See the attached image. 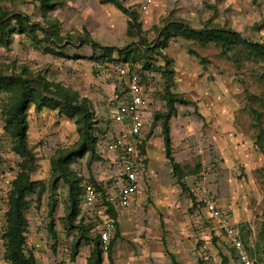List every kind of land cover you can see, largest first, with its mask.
I'll return each instance as SVG.
<instances>
[{
    "label": "rangeland",
    "instance_id": "obj_1",
    "mask_svg": "<svg viewBox=\"0 0 264 264\" xmlns=\"http://www.w3.org/2000/svg\"><path fill=\"white\" fill-rule=\"evenodd\" d=\"M104 1L0 0V19L22 15L34 25L9 21L8 40L0 39V76L13 82L0 88V264H9L4 235L14 182L25 172L8 122L22 91L18 80L29 82L46 106L38 110L31 104L27 110L28 147L36 161L26 173L45 190L40 198L39 190L28 197L26 250L39 264H91L100 223L82 204L69 222V185L54 166L83 140L80 118L68 116L64 99L87 105L92 126L93 146L67 166L69 178L78 192L88 183L111 190L119 160L106 150L105 135L115 131L116 66L124 57L93 44L125 49L142 42L156 52L137 51L128 66L143 77L152 102L144 138L146 173L133 215L117 212L113 250L103 254L102 264H112L111 258L117 264L114 247L122 242L121 264H173L170 254L178 264H235L220 222L207 210L209 202L229 214L254 263L264 264V60L166 31L170 22H184L194 30H233L264 45V0H156L153 7L143 0H118L139 15L136 37L123 30L128 16L118 8L120 15L114 16ZM148 63L160 70L146 69ZM168 88L193 102L177 105L171 121L177 172L166 157L163 121L157 119L168 110ZM55 104L56 109L48 107Z\"/></svg>",
    "mask_w": 264,
    "mask_h": 264
},
{
    "label": "trees",
    "instance_id": "obj_2",
    "mask_svg": "<svg viewBox=\"0 0 264 264\" xmlns=\"http://www.w3.org/2000/svg\"><path fill=\"white\" fill-rule=\"evenodd\" d=\"M104 3L114 5L120 11H122L126 16H128L127 35L128 37H136L137 36V34H135L136 30L141 28V22L139 21L138 13L135 12L134 10H130L124 7L123 4L118 0H105ZM16 20H18L19 24H23L24 26H27L29 28H32L34 26L30 24V21L27 20L22 15L14 16L10 20H7V17L1 18L0 39L5 41L8 40V33L5 32L9 27V23L11 21H16ZM173 30L175 36H178L180 34V36L198 40L203 44L214 43L215 45H217L218 47L222 48L225 51H232L235 49H239V51L240 50L244 51V54L247 55L249 58L255 57L264 60V45L253 43L249 41V39L243 38L240 33L235 32L233 30H227L224 28H204L202 30H194L184 22H170V24L166 28V31L168 32V36L172 35ZM93 45L96 48L102 49L105 53L112 54L113 52L117 51L120 55H122V57H124L123 61L122 60L121 61L127 65L130 63L129 58L132 55H134L133 62H136L135 54L137 53V51L140 52L145 51L147 53L156 52V49H153L152 46H148L143 42L137 44L133 43L128 48L125 49L99 46L97 43H94ZM145 68L152 71L160 70V68L159 69L155 68V65L153 63L146 64ZM171 73L172 71L166 69L164 71V74L167 77H170ZM8 81H12V79L4 76H0V88L4 85L13 84V82H8ZM142 81H143V77H142ZM18 82L22 84V91H21V95L18 98V101L16 102L15 106L13 107V109L9 114L8 122L10 123V126L12 128L14 138L17 141L16 151L24 159L23 167L25 172L21 173L14 182V190L11 198V208L8 212V225L4 235L5 243L7 246L4 258L9 264H39L35 254L32 251L26 250V241H27L26 234H27V228L29 227V221L26 217V209L29 205L28 197L30 195L36 194L37 190H39L38 196L40 198L45 188L41 182H33L31 180L30 174L26 173V171H30V172L32 171L33 165L36 161L35 154H33V152L29 150L28 147L27 139H28L29 124L27 121V110L29 109V106L31 104L36 105L38 110H42L43 107L46 106H43L41 103H39L38 98L35 96V94H33L32 90L29 89L28 86L29 82H25L24 80L23 81L18 80ZM168 91H169L168 102H167L168 110L165 114L158 115L157 119L163 121L162 135L164 141L163 147L165 148L166 157L169 160L170 165L173 168V171L177 172L181 170V165L176 162L175 157L173 155L171 121L173 118L177 117L178 114L177 105L190 106L193 104V102L178 94L171 92L169 88ZM64 100H65L64 110H66L68 116L70 118H75V117L80 118V121L82 123L80 132L83 134V140L81 144L78 146V148H76V150L70 152L69 154L66 155L64 154L63 156H60L59 158L54 160L55 169H58L61 172L59 178L61 177V179H64L66 183L69 185L68 189H70L71 207H70L68 220L71 224H73L75 219L80 215V204H82V195L84 189L82 188L81 192H78L76 182L71 181V179L69 178L70 173L67 171V166L70 165V163H73V161L77 157L84 156L90 150L89 148L93 146V144L90 142L92 138L91 112L87 107V105L85 104H74L73 100L69 96H66ZM48 107L52 109H56L57 105L56 104L52 106L48 105ZM144 142L145 141H143V144H141L139 147L143 155H145ZM58 180L59 179L57 178L56 181ZM179 184L182 185L181 183ZM96 188L103 194V196L105 195L106 191L103 190V188H101L100 185H96ZM78 193H79V198H78ZM108 205H109V215L116 221L117 224L118 209L111 204ZM93 221L96 222V220L94 219ZM99 223L100 222L98 221V224ZM53 233L55 235V232ZM98 238L99 240L94 250V256H93V260L91 261V264H102V256L104 253L101 247V230L99 231ZM115 239L112 241L111 251L109 252L110 254L113 250V244L115 242ZM243 242L245 244L244 239ZM77 245L73 252V260L76 259V256L79 253V246ZM170 255L173 264H178L174 256L172 254ZM111 263L114 264L112 258H111Z\"/></svg>",
    "mask_w": 264,
    "mask_h": 264
},
{
    "label": "built area",
    "instance_id": "obj_3",
    "mask_svg": "<svg viewBox=\"0 0 264 264\" xmlns=\"http://www.w3.org/2000/svg\"><path fill=\"white\" fill-rule=\"evenodd\" d=\"M148 4L152 0L147 1ZM146 8V7H144ZM117 105L113 112L115 131L105 135L106 150L119 160L118 182L106 191L105 195L94 183L83 187L82 206L90 217L100 222L101 247L104 255L111 251L112 241L116 238L117 224L109 215V205L119 208L130 206L132 199L140 191L141 180L145 175L146 157L141 153L140 145L145 140L150 118L151 100L146 94L142 76L129 68L127 64L118 63ZM207 210L211 217L218 220L225 232L226 241L234 251L235 264H254L236 225L232 224L227 212L217 203L209 202Z\"/></svg>",
    "mask_w": 264,
    "mask_h": 264
},
{
    "label": "crops",
    "instance_id": "obj_4",
    "mask_svg": "<svg viewBox=\"0 0 264 264\" xmlns=\"http://www.w3.org/2000/svg\"><path fill=\"white\" fill-rule=\"evenodd\" d=\"M148 0H143L142 1V3H146ZM154 2H156V0H152V4H151V6L154 4ZM155 5V4H154ZM247 5V4H246ZM114 5H112V4H109V7L110 8H112L114 11H113V13H115L114 14V16H117L118 17V15H120L119 14V11H118V9L117 8H114L113 7ZM151 6H149V8L145 11V12H148L149 11V9L151 8ZM153 7V6H152ZM247 7H249V5L247 6ZM125 21V20H124ZM117 25H115L114 27H116ZM124 29V32H125V34L127 33V30L126 29H128V24L126 23V24H124V27H123ZM111 30V29H110ZM113 30V29H112ZM114 31V30H113ZM116 31V30H115ZM117 32V31H116ZM145 168H146V166H145ZM145 176V175H144ZM143 180H144V177H143V179L141 180V186H142V184H143ZM140 186V187H141ZM142 188V187H141ZM141 188H140V191H141ZM140 191H139V193L136 195V196H134V198L132 199V201H131V204H130V206L129 207H127V208H119L118 209V211H120V210H122V212H123V216H126V213H130V214H132L133 215V213H131L132 211H131V209H132V207L136 204V202H137V199H138V195L140 194ZM159 199V198H158ZM128 209V210H127ZM131 211V212H130ZM126 212V213H125ZM123 216H120V219H118V222H120L121 221V218L123 217ZM120 231H121V227H120ZM121 234H123V233H121ZM123 243L124 242H122V244H119V243H117L116 245H115V247H114V259H115V261L117 262V264H121V262L119 261L120 259H121V251H118L119 250V248H121L122 247V245H123ZM125 244V243H124ZM121 245V246H120ZM122 251H126V250H122ZM128 252V251H127ZM132 254V253H131ZM135 255V254H134ZM155 255H158V254H155ZM134 263V262H133Z\"/></svg>",
    "mask_w": 264,
    "mask_h": 264
}]
</instances>
